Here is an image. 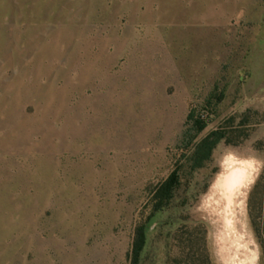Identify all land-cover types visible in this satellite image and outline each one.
<instances>
[{
  "label": "rangeland",
  "instance_id": "1",
  "mask_svg": "<svg viewBox=\"0 0 264 264\" xmlns=\"http://www.w3.org/2000/svg\"><path fill=\"white\" fill-rule=\"evenodd\" d=\"M137 226L138 264H264V0H0V264H131Z\"/></svg>",
  "mask_w": 264,
  "mask_h": 264
},
{
  "label": "trees",
  "instance_id": "2",
  "mask_svg": "<svg viewBox=\"0 0 264 264\" xmlns=\"http://www.w3.org/2000/svg\"><path fill=\"white\" fill-rule=\"evenodd\" d=\"M192 113L189 114V118H192ZM234 117H229L223 125L217 129L209 132L204 136L194 147L189 156L186 157L189 169L192 171L201 168L204 162L209 160V157L220 141L228 140L227 126H231ZM179 183V168H174L169 175L155 188L150 198L152 204V211L160 210L167 206L174 191ZM145 245L144 231L140 226H137L134 230L130 260L131 264H138L140 254Z\"/></svg>",
  "mask_w": 264,
  "mask_h": 264
},
{
  "label": "bare ground",
  "instance_id": "3",
  "mask_svg": "<svg viewBox=\"0 0 264 264\" xmlns=\"http://www.w3.org/2000/svg\"><path fill=\"white\" fill-rule=\"evenodd\" d=\"M245 167L238 165L230 169L221 180L218 182L219 188L223 190V194L226 201V209L232 203V197L235 190L239 187H243L249 181L248 174ZM226 225L231 226V221L226 218Z\"/></svg>",
  "mask_w": 264,
  "mask_h": 264
}]
</instances>
